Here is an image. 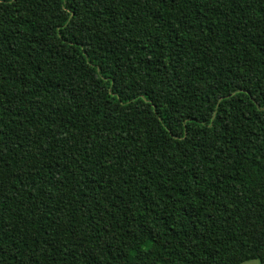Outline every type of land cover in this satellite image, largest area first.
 I'll list each match as a JSON object with an SVG mask.
<instances>
[{"label": "trees", "instance_id": "obj_1", "mask_svg": "<svg viewBox=\"0 0 264 264\" xmlns=\"http://www.w3.org/2000/svg\"><path fill=\"white\" fill-rule=\"evenodd\" d=\"M250 260L264 0H0V264Z\"/></svg>", "mask_w": 264, "mask_h": 264}, {"label": "rangeland", "instance_id": "obj_2", "mask_svg": "<svg viewBox=\"0 0 264 264\" xmlns=\"http://www.w3.org/2000/svg\"><path fill=\"white\" fill-rule=\"evenodd\" d=\"M133 235H137V232L136 231H133L132 232ZM241 264H259L257 260H250V261H246V262H243Z\"/></svg>", "mask_w": 264, "mask_h": 264}]
</instances>
